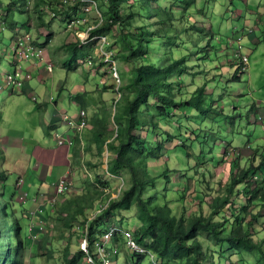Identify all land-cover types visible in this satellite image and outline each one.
Returning <instances> with one entry per match:
<instances>
[{
    "label": "rangeland",
    "instance_id": "rangeland-1",
    "mask_svg": "<svg viewBox=\"0 0 264 264\" xmlns=\"http://www.w3.org/2000/svg\"><path fill=\"white\" fill-rule=\"evenodd\" d=\"M9 1L0 0V23L6 17L9 24L6 31L0 32V171L6 169L8 172L7 181L0 182V206L3 200L10 202L13 213L7 215V220L9 223L18 221L17 224L13 221L11 233L13 238L20 237L25 246L24 263L21 264H65L67 251L72 255L82 242L77 229L79 223L67 224L59 218L62 200L92 191L97 186V175L103 176V180L107 179L111 197L121 194V184L123 188L125 183L128 185L126 172L113 176L108 173L107 167L108 162L116 156L115 150L110 149L108 144L115 141L113 129L125 121V99L123 97L122 103L116 104L115 110L116 93L112 87L114 78L109 63L105 62L109 72L104 75L87 73V68L79 64L75 70L67 69L70 63H75L72 56L77 54L80 62L81 56H88V51L92 52L88 46L76 51L71 49L70 42L77 41L74 34L69 35L73 26L56 15L54 19L46 17L48 21L45 22L49 27H39L40 13L38 6L34 5L35 0H27L24 10L14 12L11 19L6 14ZM108 1H91L94 10L87 15L88 21L76 23L80 27L78 36H85L88 27H93L99 18L103 21V14L105 16L109 12ZM140 2L128 0L125 6V13L133 12L128 20L131 27L125 24L113 26L107 34L112 41L111 49L117 52L119 75L122 84H125L124 94H132L133 88L127 84L140 63L154 61L160 64L162 56L169 58L170 51L179 56L180 53L175 51L177 48L181 49V54L185 51L188 55L186 61L189 67L186 63V68L179 75H169L170 84L163 89L164 92L174 100L184 101L191 94L194 95L199 84H206V91L212 89L211 96L206 100V104L211 106L208 116L193 108L178 114L181 117V123H178L168 117L165 119L155 107H144L145 116H141L149 121L150 113H154L158 126L137 131L142 138H151L154 143L149 152L147 169L152 167L154 175L158 176L155 188L167 194V203L177 214L184 213L186 217L195 213L205 214L214 220H224L226 231L243 219L241 222L253 237L263 239L264 201H250L249 198L253 188H257L260 195L264 189V0H195L186 15L178 21L177 28L183 29L180 34L174 29V37L169 36L168 28L160 22L161 14L158 12L161 8L166 12L173 10L178 19L180 11L184 9L183 0L147 1L142 3L143 6ZM149 7L152 11L150 17ZM58 14L59 17L64 16ZM70 15L73 16L71 9ZM1 28L0 25L2 31ZM42 31L52 37L45 51L49 54L47 59L51 58L53 62V72L47 73L46 62L31 56L30 59L36 62L37 69L42 73L36 72L32 79L16 78L13 85L6 83L4 73L14 72L12 34L16 37L24 32L37 35ZM99 34L92 32L87 39L99 40ZM122 34L127 40L119 37ZM39 40L42 41L41 38ZM239 46L241 53L249 55L246 69L237 59ZM133 52L134 59L128 60V55ZM185 72L187 74L183 78ZM236 72L239 79H236ZM101 77L106 78L105 86L101 85ZM16 86L18 89L14 88ZM84 89L90 90L97 103L93 105L92 112L91 108L87 109L89 116L99 108L100 118L106 116V127L113 131V134L107 133L101 150L95 143L89 146L88 152L84 148L90 137L93 142V119L89 127L78 135L82 143H76L71 150L56 144L58 134L67 137V131H70L65 123L68 121L64 119L65 113L69 117L79 110L71 100V93ZM152 101L162 105L165 100L161 96H153ZM38 103L44 105L38 107ZM257 109L259 111L256 113ZM178 125H181L182 137L164 140L162 133L169 130L177 134ZM193 134L201 135L204 140L201 137L196 145L192 140H185ZM158 142L163 143L160 149ZM33 145L37 152L31 156ZM181 146L186 147L191 155L180 151ZM39 159L41 163L37 162ZM45 164L54 170L50 171L49 168L45 172ZM247 166L253 170L248 179L236 184L232 191L227 190L233 176ZM164 174L170 177L166 178ZM33 175L35 178L31 183ZM57 179L60 183L61 179L71 181L72 187L69 186L71 191L68 194L61 195L57 202L52 203L50 199L55 188L50 185ZM38 190L42 193H37ZM25 191L29 193L27 199ZM180 192L185 197H180ZM218 196L221 202L227 200V203L214 206ZM104 205L105 202H100L96 211H100ZM243 205H247L246 211ZM136 213L134 209L112 211L107 215L106 224H113L118 220L117 215L121 214L120 217L127 220L125 226L134 230L140 222ZM84 219L86 224L95 219L91 210L80 221ZM198 238L203 248L202 260L211 261L212 264H260V253L234 248L214 238L210 230L200 229ZM83 245L87 247L85 240ZM109 245L113 247L112 243ZM121 245L109 252L113 264H125L122 257L126 252L129 255L133 252L124 242ZM115 252H118V256ZM145 254L141 264H160L152 255ZM81 264L101 263L88 256Z\"/></svg>",
    "mask_w": 264,
    "mask_h": 264
},
{
    "label": "trees",
    "instance_id": "trees-1",
    "mask_svg": "<svg viewBox=\"0 0 264 264\" xmlns=\"http://www.w3.org/2000/svg\"><path fill=\"white\" fill-rule=\"evenodd\" d=\"M57 1L58 0L34 1V5L38 6L37 11L40 13V27L46 25L44 19L46 14L44 10L46 7H49L56 14L62 13L64 15L62 21H67V18L71 17L70 9L73 11V14L76 13L75 17L77 19L80 18L81 13L77 11V6H71L72 2H69V7L66 8L63 4L62 7L58 6L60 2ZM127 1L128 0H109V12L105 13L106 17L102 12L103 21L93 30V33L108 34L111 27H121L122 24L131 27V22L129 24L128 20L132 17L133 12L130 14L124 12L125 6L128 5ZM147 1L157 2V0H141V6ZM18 2L20 3L18 4ZM26 2L27 0H10L7 5L9 8L8 11H6L7 17L9 16V18L12 19V14L14 12L23 11ZM193 3H195V0H183L184 9L180 11L178 19L175 18L173 10H168L166 12L165 9L161 8V11L158 12L161 14L160 22L163 23L162 25L165 28H168L170 37H174V29L178 30V34L181 33L183 28L178 29L176 25L178 21L186 15V11L189 10V7ZM151 15L152 11L151 7H149L148 16L150 17ZM0 25L2 26L1 29H3L2 31L0 30V32L7 30L9 24L7 23L6 17L1 21ZM190 27L191 25L189 28ZM179 36L176 38H179ZM14 37L15 36L12 34V38ZM119 37H123V40H127V38L125 39L124 34ZM48 40L49 37L47 36L45 41L39 45L43 46L44 44H47L45 42ZM33 42L37 43V39H34ZM113 42L116 43L117 41L113 40ZM78 43L79 38L74 43L70 42L71 49H80ZM175 51L180 53V55L175 56L173 52L170 51L168 52L169 58L165 59V56H162L163 59L160 64H157L154 61L140 63L135 70L134 77L127 84L133 88V92L130 96L127 94L125 95L123 92L125 84L121 87L122 96L119 103H122L124 97L123 111L126 114V118L123 123L115 128V130L113 129L115 141L110 142L108 146L110 149L115 150L116 156L114 155L113 159L108 162L107 167L110 174L113 176L126 172L129 178L128 185L124 182L125 188H123L121 194L118 197L110 198L111 189L109 188L110 186L107 179L103 180V176L97 175L95 176L97 181L95 184L98 187L94 186L92 191H87L80 195L77 194L72 198L67 197V199L64 198L62 200L59 210V218L64 220L67 224L79 223L77 226V229L80 231L79 234L81 235V238L83 235H86L88 242L87 250L80 246L72 255L69 254L68 250L65 256V264H81L88 256H91L97 263L106 264L103 262L104 260L98 251V244L103 246L107 250V253H109L111 250H114L116 246L121 245V243L124 242L126 244L127 240L124 236V232L127 230H132L136 241L148 251L150 250L149 252H154L162 264H171V262L173 264H212L211 261L208 262L202 260L204 256L203 248L198 238V231L200 229L210 230L211 235L214 238L222 242H227L234 248L257 251L261 255L260 264H264V238L256 240L241 222L243 219H239V222H237L230 231H226L224 220H214L212 216H205V214L195 213L186 217L184 213H175V209L172 205L167 203V194L165 192H160L155 188V182L157 181L158 176L154 175V169L152 167L147 169L149 152L152 151L154 143H152L151 138H142L137 131L149 128V126L154 128H158V126L154 120V113H150L151 119L149 121H146L142 117L145 116L143 112L144 107H155L161 115L165 116V119L168 117L178 123H181V117H179L178 114L184 113L186 110L196 109L199 113L207 116L211 110V106L206 104V100L211 96L212 89H207L206 91V84H199L196 86L194 95L191 94L190 98L184 101L174 100L164 92L163 89L170 84V81L168 80L169 75H179V73L186 68V57L188 55H186L185 51L181 54L180 48H177ZM237 56V59L241 60L243 63L242 56ZM71 58L75 60L76 56L74 55ZM127 59L133 60L134 52L133 54L128 55ZM75 67L76 65H69V69H75ZM187 67H189L188 63ZM186 74L187 73L185 72L183 78ZM179 79L182 78L179 76ZM236 79H239L237 72ZM178 85H180L179 82ZM71 95V98L75 99L79 107L90 108L94 104H97L92 97L93 95L87 90L76 92L74 94L71 93ZM153 96H161V98L165 100L164 104L160 105L153 102ZM99 113L100 109L98 108L90 117V122L91 119H93V142L92 137H90L88 145L84 147L87 152L92 143L97 144L101 150L107 140V133L113 134V131H109L106 127L107 117L104 116V118H100L102 115ZM186 118L189 119L190 117L186 116ZM164 124L168 123L165 122ZM176 131L177 134H174L169 130H165V132L162 133L164 140L167 139L170 141L171 139L182 137L181 125L176 127ZM193 137H195V139ZM201 137L202 136L199 134H193L192 137H186L185 140H192V143L196 145V143H200ZM74 142L78 144L82 143L81 137L80 139L78 136L75 137ZM162 145V142H158L159 149ZM180 151L188 152V156L191 155L184 146H181ZM168 171H166L165 174ZM251 172H253V170L248 166L242 168L238 174L233 176L227 190L232 191L236 184L248 179ZM165 176L166 178L170 177L167 175ZM7 179L8 172L6 169H2L0 171V182L7 181ZM69 186L72 187L71 184ZM69 186L62 195L68 194V192L71 191ZM37 193H39V190ZM261 193L262 194L260 195L258 189L253 188L249 198L251 199L250 201H264V189ZM179 195L180 197H185V194L181 192ZM28 196L29 193L25 191V199H27ZM59 197L56 200L50 201L55 203L58 201ZM220 200L221 198L219 196L216 197L214 206L227 203V200L222 202ZM101 201L107 202L106 207L97 213L96 208ZM10 207V202L4 200L0 206V229L2 231L0 233V264H21L24 263L25 246L20 237H12L11 231L13 221H15L14 223L16 224L18 221L13 220L10 223L8 222L7 215L13 213V210ZM242 207L244 211L247 210V205H243ZM131 209L137 211L136 216L138 217V220H140L134 230L131 229L130 226H125L127 220L121 218V214L117 215L118 220H115L113 224H106L108 223L107 215L112 211H129ZM89 210H91V214L95 219L91 220L90 223H87L86 226V219L82 221H80V219L82 216H87ZM112 225L116 226V230H114L110 236L105 237V232ZM11 238L12 240H10ZM110 243H112L113 247L109 245ZM131 253V255H129L126 252L122 257L125 264H141L146 256L145 253H138L135 251ZM115 255L118 256V252H115ZM108 264H113L110 257Z\"/></svg>",
    "mask_w": 264,
    "mask_h": 264
},
{
    "label": "clouds",
    "instance_id": "clouds-1",
    "mask_svg": "<svg viewBox=\"0 0 264 264\" xmlns=\"http://www.w3.org/2000/svg\"><path fill=\"white\" fill-rule=\"evenodd\" d=\"M57 2H60L59 5H58L60 7H62L64 5L67 8V6H69L68 5L69 2H72V5L71 6H77V11H79L81 13L80 18L77 19L75 17V14L76 13H74L72 17L67 18V23H69L70 26H73L74 27L73 30H70L69 35L70 34H74V37L76 38L75 40H77L79 38L78 47H80V49H84L85 46H88L89 48L92 49V52H89L88 51V54H89L88 56H81L80 57V59L82 60L80 62H79V58L77 60V54H75V56H76V59L74 60L75 63H70L69 65H73L74 66V65L79 64V65L85 66L87 68V70H88L87 73L90 72V73H93V74H101V75H104V73H108L109 72V68H106L105 62L109 63L110 71H111V73L113 75V78H114V84H113L112 87H113V90L116 93L115 96H114V98H115L114 105H115V110H116V104L120 102V99H121V96H122L121 87H122L123 84H122V78L119 75V71L120 70H119V61L117 63V60H118L117 57H116L117 52L116 51L113 52V50H112L113 49L112 46H111L112 45V41L109 40V44H107L103 48L105 51H112L111 59L107 61L105 59V57H104V54L101 51V48L99 47V45H100L99 40L100 39L99 40L98 39L97 40L87 39V37H88L87 36L84 39L85 40L84 41L82 39V36H78L77 35V32L80 31L79 30L80 27H78V24H76V23H79V22L85 23V22H87L88 21L87 15L90 12H92L94 9H92L91 11H86V9H85V4L86 3L85 2H82L81 0H71L69 2H65V0H58ZM44 11L46 12V14L44 16V19L46 21H48L47 18H46L47 16L52 17L50 19H54L53 16H56V15H57L58 18H61V19L63 18V16L62 17H59V14H56L49 7H46ZM82 20H85V21H82ZM101 23H102V21L99 18V20L96 21L95 24H94L95 27L90 30V33H92L93 30L96 29ZM46 27H49V26L46 25ZM26 31H29V29L26 30ZM78 34H79V32H78ZM37 35H38V37H37ZM37 35L36 34H32V33H28V32L27 33L24 32L22 34H17V37L15 35V37L13 38L14 39V46H13V49H12V53L14 55V62H13V64H14V72H11V73L9 72L8 74L7 73H4V75H3L4 78H5V81H8L10 85H13L14 84V81L16 80V78H30V79H32L33 78L32 75H34L36 72L37 73H42L41 71H39L37 69L36 62L33 61L32 59H30L31 56L38 57L39 60H42V61H45L46 62V72L47 73L53 72V62H52L51 58L49 60L47 59V57L49 56V54L46 53V51H45L46 48H49L48 43L51 41L52 37L50 36V34H47L46 35V32L44 33L43 31L41 33L38 32ZM102 35L107 36V34H102V33H100L97 36L99 38V36H102ZM47 36L49 37V40L47 42H45L47 44H44L43 46H40L39 44L42 43V42H44L45 41V38ZM22 37H25V39H26V45L28 44V45L33 46V48L35 50L34 53L31 51L29 57H27V58L26 57L20 58L19 48H20V45H21L20 44V38H22ZM39 38H41L42 41H40ZM34 39H37V43H34L33 42ZM239 48H240V50L236 51V54L237 55H241L242 58H243V55H247L248 56V62H245L244 59H243L244 68L246 69L247 66H248V64H249V55L248 54L241 53V46H239ZM95 58L97 59V61L95 60ZM114 66H116V71H117V73L119 75L120 81H118L117 78H116V76L114 75ZM76 67H75V69H77ZM67 69L68 70H75V69H69V66H68ZM23 73H26V74L24 75ZM100 82H101V85L103 84L102 86H105L104 83H106V78L105 77H101L100 78ZM98 85H100V84H98ZM109 87H111V86H108V88ZM14 88H17L18 89L17 86L14 87ZM84 90H87V89H84ZM84 90H81V91H84ZM87 91H90V90H87ZM78 92H80V91H78ZM71 100H73V102L78 106V103L75 101V99H72L71 98ZM43 105H44V103H38V107H42ZM90 108H91V112H92L93 111L92 110L93 109V106H91ZM78 109L79 110L77 112H75L73 114V116H69L68 117L67 116V113H65L64 119L65 118L68 119V121H66L65 123L67 124L68 130H70V132L67 131V133H68L67 137L61 136L60 134L57 135L56 144L58 146H68V147H71V149H73L75 147V145H76V143L74 142V138L77 137L78 135H81V132L83 131L84 128L89 127V122H90V117L91 116H89V112L87 110L88 108H84V107H79L78 106ZM82 112H84V119L86 120V124L82 128H78V125L80 124V122H81V120L83 118ZM93 113H92V115H93ZM62 137L66 141H65V143H63V144L60 145V144H58V141ZM68 139H70V143H69V140ZM108 173H110V172H108ZM67 179H69L68 178V175H67ZM21 181L23 182V179L22 178H21ZM59 182H60V180H58V182L55 184V186H54V188H55L54 189V193H53V196L51 197L50 200H56L59 196L62 195V194H59L58 195L57 192H56V187L59 184ZM122 189H123V185L121 184V191H122ZM54 197H55V199H54ZM106 203L107 202H105V205H106ZM105 207H102L101 210H103ZM100 211H97V213L100 212ZM86 226H87V224H86ZM107 232H109V231L107 230L105 232V234ZM85 237H86V235H83L82 236L81 242H83V240L85 239ZM126 244H127V242H126ZM87 245H88V242H87ZM99 246H100V244H98V251H99ZM81 247L83 248L82 245H81ZM83 249H86L87 250V247L86 248H83ZM115 250L116 249H114V251ZM105 253H106V255L109 258V253H107V250L106 249H105Z\"/></svg>",
    "mask_w": 264,
    "mask_h": 264
},
{
    "label": "built area",
    "instance_id": "built-area-1",
    "mask_svg": "<svg viewBox=\"0 0 264 264\" xmlns=\"http://www.w3.org/2000/svg\"><path fill=\"white\" fill-rule=\"evenodd\" d=\"M69 1H71V0H65V2H69ZM82 2H85L86 4H85V9H86V11H91L92 9H94L92 6V3H91V1L92 0H81ZM82 21H85V20H82ZM95 26H93V27H88V29L86 30L87 31V34L85 35V36H82V39L84 40L87 36H89V33H90V30L92 29V28H94ZM98 37V36H97ZM28 38V37H27ZM99 43H100V45H99V47L101 48V51H102V53L104 54V57H105V59L108 61V60H110L111 59V56H112V51H105L103 48L107 45V44H109V39H108V37L107 36H105V35H102V36H99ZM108 40V41H107ZM85 41V40H84ZM20 48H19V53H20V58H24V57H29V55H30V53H31V51L34 53V48H33V46H31V45H26V39H25V37H22V38H20ZM243 59H244V61L245 62H248V56L247 55H243ZM115 64V63H114ZM114 75L116 76V78H117V80L118 81H120V78H119V75H118V73H117V71H116V66H114ZM29 76V75H28ZM12 79V78H11ZM82 116H83V118H82V120H81V122H80V124L78 125V128H82L83 126H85V124H86V120L84 119V112H82ZM69 140V143H70V139H68ZM65 139L62 137V138H60L59 139V141H58V144H63V143H65ZM62 181H61V183L59 182V184L57 185V187H56V192H57V194L59 195V194H62L65 190H67V187L71 184L70 183V181H66V179H61ZM56 197V196H55ZM55 197H54V199H55ZM106 206V205H105ZM104 206V207H105ZM114 230H116V228H112V230L111 231H109V232H107L106 234H105V237L106 236H110L111 234H112V232L114 231ZM124 236H125V238H126V240H127V246L132 250V251H135V252H138V253H148L149 255H152V257H153V259L155 260V261H158L160 264H162L161 263V261L160 260H158V257H157V255L156 254H154V253H151V252H149V251H147V249L145 248V247H141L140 245H139V243L136 241V239H135V237H134V235H133V232H132V230H127L126 232H124ZM85 243L87 244V238L85 237ZM82 246H83V248H86L84 245H83V242H82ZM99 252H100V255L102 256V257H104V262L106 263V264H108L109 263V258H108V256L106 255V253H105V248L103 247V246H99Z\"/></svg>",
    "mask_w": 264,
    "mask_h": 264
},
{
    "label": "crops",
    "instance_id": "crops-1",
    "mask_svg": "<svg viewBox=\"0 0 264 264\" xmlns=\"http://www.w3.org/2000/svg\"><path fill=\"white\" fill-rule=\"evenodd\" d=\"M252 41L254 42V39H252ZM55 104H57V102H55ZM263 110H264V108H263ZM259 110H257L256 111V113L258 112ZM70 132V131H69ZM2 139H4V137L2 138ZM68 149H70L71 150V147H68V146H66ZM37 152V149L35 148V146L33 145V148H32V150H31V156H33V154L34 153H36ZM5 153V152H4ZM37 155H35V157H36ZM38 163H41V161H40V159L37 161ZM47 165L45 164V167H46ZM45 167L44 168H41V169H45ZM50 168V171L51 170H54L53 168H52V166L51 167H48L47 166V168L45 169V172L48 170ZM42 171V170H41ZM40 176H41V174H39ZM34 178H35V176L33 175V177H32V179H31V183H33V181H34ZM60 179V178H59ZM59 179H57L55 182H54V184H51L50 186H53L54 187V185L58 182V180ZM33 185H35V184H33ZM39 193H42V192H39Z\"/></svg>",
    "mask_w": 264,
    "mask_h": 264
},
{
    "label": "bare ground",
    "instance_id": "bare-ground-1",
    "mask_svg": "<svg viewBox=\"0 0 264 264\" xmlns=\"http://www.w3.org/2000/svg\"><path fill=\"white\" fill-rule=\"evenodd\" d=\"M24 75L26 74V73H23ZM22 79V78H21ZM17 80H15L14 81V84H15V82H16ZM6 83H8L9 84V82L8 81H6ZM110 198H111V196H110ZM112 228H116V226L115 225H112L109 229H108V231H111L112 230Z\"/></svg>",
    "mask_w": 264,
    "mask_h": 264
}]
</instances>
